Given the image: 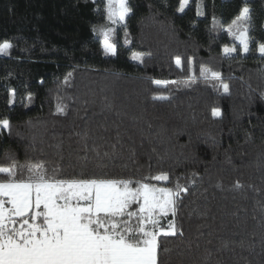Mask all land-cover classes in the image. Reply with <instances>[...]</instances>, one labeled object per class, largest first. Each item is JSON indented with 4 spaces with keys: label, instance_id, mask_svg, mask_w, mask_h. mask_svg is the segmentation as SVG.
Masks as SVG:
<instances>
[{
    "label": "trees",
    "instance_id": "1",
    "mask_svg": "<svg viewBox=\"0 0 264 264\" xmlns=\"http://www.w3.org/2000/svg\"><path fill=\"white\" fill-rule=\"evenodd\" d=\"M179 3L129 0L131 14L112 24L107 0H0V43L12 44L0 55V119L11 125L0 164L13 156L134 181L167 172L147 182L188 191L175 217L182 235L161 237L160 264H264V0H246L247 54L227 31L245 0H189L184 12ZM108 29L115 55L103 47Z\"/></svg>",
    "mask_w": 264,
    "mask_h": 264
},
{
    "label": "snow or ice",
    "instance_id": "2",
    "mask_svg": "<svg viewBox=\"0 0 264 264\" xmlns=\"http://www.w3.org/2000/svg\"><path fill=\"white\" fill-rule=\"evenodd\" d=\"M188 4L189 0H180L178 11L184 12ZM106 10L112 24L123 23L132 12L129 0H107ZM202 14L198 2L197 15ZM251 19L245 0L227 28L245 54L253 51ZM217 24L213 18V26ZM112 31H104L103 47L115 55L116 46L109 42ZM11 48L8 41L0 43V55H8ZM237 50L236 45L223 49L228 57ZM256 51L264 57V43H259ZM132 59L142 60V55L133 53ZM176 65L181 66L179 57ZM200 75L221 80V73L203 65ZM71 76L68 73L65 83ZM220 88L229 92V85L222 80ZM15 96L11 91L9 104L15 102ZM27 99L31 101V94ZM57 113H64L59 104ZM211 114L219 117L220 109L213 107ZM10 128L7 118L0 119V132H10ZM6 159L8 163L0 164V264H160L161 237L182 235L175 217L178 198L187 187L178 181L171 188L147 182L169 181L167 172L134 181L83 171L62 175L58 167L49 169L46 162L21 164L13 156ZM234 187H242L240 181ZM162 220H167L166 226Z\"/></svg>",
    "mask_w": 264,
    "mask_h": 264
},
{
    "label": "rangeland",
    "instance_id": "3",
    "mask_svg": "<svg viewBox=\"0 0 264 264\" xmlns=\"http://www.w3.org/2000/svg\"><path fill=\"white\" fill-rule=\"evenodd\" d=\"M164 220H162V223H163ZM167 224V221L165 222Z\"/></svg>",
    "mask_w": 264,
    "mask_h": 264
}]
</instances>
